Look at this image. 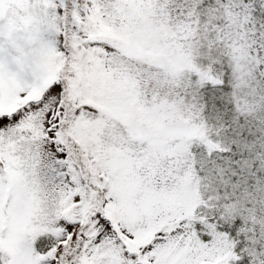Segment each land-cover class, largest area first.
<instances>
[{
  "label": "snow or ice",
  "instance_id": "1",
  "mask_svg": "<svg viewBox=\"0 0 264 264\" xmlns=\"http://www.w3.org/2000/svg\"><path fill=\"white\" fill-rule=\"evenodd\" d=\"M0 264H264V0H0Z\"/></svg>",
  "mask_w": 264,
  "mask_h": 264
}]
</instances>
